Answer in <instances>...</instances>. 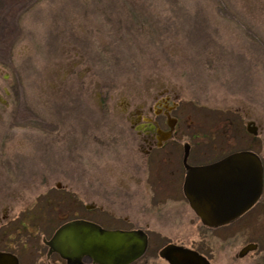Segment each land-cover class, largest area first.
<instances>
[{"label": "rangeland", "instance_id": "obj_1", "mask_svg": "<svg viewBox=\"0 0 264 264\" xmlns=\"http://www.w3.org/2000/svg\"><path fill=\"white\" fill-rule=\"evenodd\" d=\"M165 89L199 147L264 160V0H0V202L110 180L121 107ZM239 224L228 248L256 236Z\"/></svg>", "mask_w": 264, "mask_h": 264}, {"label": "flooded vegetation", "instance_id": "obj_2", "mask_svg": "<svg viewBox=\"0 0 264 264\" xmlns=\"http://www.w3.org/2000/svg\"><path fill=\"white\" fill-rule=\"evenodd\" d=\"M178 109L179 103L166 89L121 107L128 151L123 165L111 171L110 180L99 181L92 189L53 181L43 183L38 195L2 199L0 252L15 255L18 264H100L90 256L71 263L55 249L68 247L50 243L62 226L86 221L107 230L143 232L146 250L129 264H173L163 254L169 245L193 250L209 264H264L263 157L257 153L263 164V192L255 205L231 223L203 224L185 192L190 168L210 165L233 152L212 148V153L203 148L202 133L183 132ZM199 143H203L201 147ZM238 222L243 233L256 236L241 248H228L227 232ZM187 223L189 228H183ZM182 235L196 237L195 243L172 239ZM213 235L223 244L208 247ZM165 237L164 243L155 242Z\"/></svg>", "mask_w": 264, "mask_h": 264}, {"label": "water", "instance_id": "obj_3", "mask_svg": "<svg viewBox=\"0 0 264 264\" xmlns=\"http://www.w3.org/2000/svg\"><path fill=\"white\" fill-rule=\"evenodd\" d=\"M1 99V97H0ZM254 122L247 131L257 134ZM185 192L203 224L218 227L231 223L259 200L263 192V164L252 150H240L210 165L190 168ZM52 245L71 263L90 256L100 264H129L146 250L147 237L141 231L107 230L86 221L59 228ZM163 254L173 264H209L197 252L169 245ZM0 264H18L15 255L0 252Z\"/></svg>", "mask_w": 264, "mask_h": 264}]
</instances>
